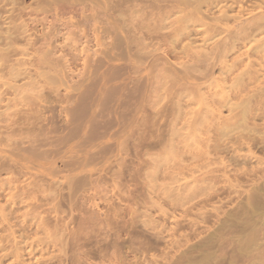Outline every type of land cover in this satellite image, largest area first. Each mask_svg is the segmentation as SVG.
Masks as SVG:
<instances>
[{
	"label": "rangeland",
	"instance_id": "1",
	"mask_svg": "<svg viewBox=\"0 0 264 264\" xmlns=\"http://www.w3.org/2000/svg\"><path fill=\"white\" fill-rule=\"evenodd\" d=\"M12 1L0 264H264V0H113L140 37L126 50L105 0Z\"/></svg>",
	"mask_w": 264,
	"mask_h": 264
},
{
	"label": "bare ground",
	"instance_id": "2",
	"mask_svg": "<svg viewBox=\"0 0 264 264\" xmlns=\"http://www.w3.org/2000/svg\"><path fill=\"white\" fill-rule=\"evenodd\" d=\"M3 2H8L7 0L5 1V0H2ZM2 1H0V2H2ZM12 1V0H11ZM11 1H9L10 3H11ZM35 1H41L44 5H51V4H55V6H58V4L59 3H62L63 2V0H35ZM69 1H73V3L74 2H76V1H80V0H67V2L68 3H70ZM133 1V0H132ZM140 1H145V0H140ZM163 1V0H162ZM177 1H179V0H177ZM185 1H187V0H185ZM212 1V0H211ZM15 2V1H14ZM13 1H12V3H13V5H15V3H14ZM94 2V1H93ZM96 2H97V0H96ZM113 0H105V1H103V6H102V9H103V11L105 12V14H106V19H105V21L104 22H106V24H108V27H106L105 29L106 30H110L112 33H113V38H112V42H111V45H112V48L113 47H117V46H122V45H125V47H124V50H126L127 49V46H129L130 44H132V42H135V41H140V37L138 36H132V31L133 30H131V28H129V26H128V24H130L131 25V22L133 21V19L131 20L130 18H126V15L124 14L123 15V13L121 14V15H119L118 17H116V16H113L112 17V13L110 12V10L111 9H113V7H115L117 4H118V2H114ZM160 2V1H159ZM188 2H190V0H188ZM10 3H6V4H10ZM12 3H11V5H12ZM19 3V2H18ZM117 3V4H116ZM121 3V2H120ZM119 3V5H121ZM185 3V2H184ZM81 4V3H80ZM201 4V3H200ZM210 4V3H209ZM10 5V6H11ZM12 5V6H13ZM139 5V4H138ZM165 5H167V4H165ZM4 6V5H3ZM21 6V5H20ZM54 6V5H53ZM131 6V5H130ZM176 6V5H175ZM74 7H75V5H74ZM117 7V6H116ZM129 7V6H128ZM132 7H135V6H131V9H127V10H129L128 12H130V10H131V12L133 13L134 11L135 12H137L136 10H137V8H136V10H135V8L133 9ZM257 7V6H256ZM21 8V7H20ZM36 8V7H35ZM34 8V9H35ZM93 8V7H92ZM118 8V7H117ZM146 8V7H145ZM13 9H15V8H13ZM12 9V7H11V10H13ZM23 9V8H22ZM25 9V8H24ZM95 9V8H94ZM98 10V9H97ZM125 11H126V9H124ZM160 10V9H159ZM139 11H141L140 9L138 10V12ZM144 11V10H143ZM199 11V10H198ZM20 12V9L18 10V8H17V13H19ZM96 12H98V11H95V12H92V14L91 15H85L84 16V19H87V18H91V19H95L96 17H97V15H96ZM100 12H101V10H100ZM134 12V13H135ZM14 13V12H13ZM111 13V14H110ZM194 13V12H193ZM101 14V13H100ZM19 15H20V13H19ZM13 16L14 15H12L11 16V18H13ZM16 16H14V18H15ZM120 17V18H119ZM191 17V16H190ZM11 18H9L10 19V21H11ZM13 18V19H14ZM98 18V17H97ZM129 19V20H128ZM34 20V19H33ZM83 20V19H82ZM104 20V19H103ZM262 21H264V20H262V19H260V22H262ZM70 24H75V23H83V22H80V21H72V20H69L68 21ZM75 22V23H74ZM253 22H255V21H253ZM25 23V22H24ZM24 23H23V25L22 26H24ZM34 23H36L35 21H34ZM7 24V23H6ZM11 24V23H10ZM26 24V23H25ZM29 24V23H28ZM69 24V25H70ZM261 24V23H260ZM35 25V24H34ZM263 25V28L262 29H264V24H262ZM121 26V27H120ZM143 25H141V27H142ZM147 26V28L149 29V27H148V25H146ZM250 27H251V25H249ZM17 27V26H16ZM31 27V26H30ZM127 27V28H126ZM140 27V26H139ZM250 27H247V28H250ZM11 28H12V30H13V27L11 26V27H9L8 26V28H6V30L5 29H3L4 30V32L3 31H1L0 30V45L1 44H3L5 47H4V49L5 50H7L6 52H3V51H1L2 49H1V47H0V57L2 56V59H3V56L4 57H7V56H5L6 54L5 53H7L8 54V52H10V53H12V49L14 48V42H16L17 41V39H19V36L20 35H18V34H24V33H26L27 32V29L26 28H24V29H22V32L21 31H19L17 34H16V32L15 31H13L14 33V35L12 34V32H11ZM18 28V30L19 29H21V27H17ZM17 28H15L16 29V31H17ZM31 28H34V26L32 25V27ZM119 28H121L122 30H123V33H120V35H119V33L117 32V29H119ZM135 28H136V26H135ZM256 28V27H255ZM0 29H1V27H0ZM137 29V28H136ZM159 29V28H158ZM243 29V28H242ZM261 28H259V30H262ZM145 30V29H144ZM155 31L157 30V28L156 29H154ZM149 31V30H148ZM244 31H245V29H244ZM251 31V30H250ZM253 31V30H252ZM134 32H135V29H134ZM138 32V31H137ZM152 32V31H151ZM254 32V31H253ZM142 33V32H141ZM140 33V34H141ZM233 33H234V31H233ZM242 33V32H241ZM240 33V34H241ZM255 33V32H254ZM22 34V35H23ZM229 34V33H228ZM248 34V33H247ZM13 35V36H12ZM21 35V36H22ZM49 35H50V32H48L46 35H44V39L46 40L47 38H49ZM153 35V34H152ZM236 35V34H235ZM249 35H251V34H249ZM25 36V35H24ZM38 36V35H37ZM150 36V35H149ZM228 36V35H227ZM239 39V38H238ZM230 40V39H229ZM236 39H234V42H232V44L233 43H236V41H235ZM14 41V42H13ZM138 41V42H139ZM13 42V43H12ZM46 42V41H45ZM145 43V42H144ZM142 44V43H141ZM140 44V45H141ZM48 45V44H47ZM139 45V44H138ZM152 45V44H151ZM236 45H237V43H236ZM50 46V45H49ZM53 46V45H52ZM12 48V49H11ZM53 48H55L54 46H53ZM53 48H51L50 50H47L45 53H43V59L44 60H47L48 61V55H49V53H50V55L52 56V54H51V52H52V50H54ZM133 48H135V47H132V49ZM3 49V50H4ZM118 49V48H117ZM10 50V51H9ZM111 49L109 48V50H108V52L110 51ZM114 50V49H113ZM142 51V50H141ZM140 51V52H141ZM151 52V51H150ZM2 53H4L3 55H1ZM54 54V53H53ZM118 55H123V53H122V51L118 54ZM134 55V54H133ZM106 57L110 60V58H112V56L110 55V54H107L106 55ZM136 57V56H135ZM57 58H60V56H58ZM57 58H56V60H57ZM1 59V58H0ZM50 59V58H49ZM99 61V60H98ZM104 61V60H103ZM125 61H126V59H125ZM1 62H5V61H1ZM48 62H51V61H48ZM57 64V63H56ZM96 64V63H95ZM98 64H101L100 62L98 63ZM180 64V63H179ZM0 65H2V64H0ZM4 66V65H3ZM63 66H65V65H63ZM148 66V65H147ZM94 67V66H93ZM186 67V66H185ZM65 68V67H64ZM189 68V67H188ZM185 69V68H184ZM190 69V68H189ZM141 70H142V68H141ZM52 71V70H51ZM105 71H106V69H105ZM104 72V71H103ZM58 74V73H57ZM112 74H114V73H111V75ZM46 77H48V76H46ZM110 77V76H109ZM118 77V76H117ZM50 78H52L51 76H50ZM56 78V77H55ZM108 78V77H107ZM111 79V78H110ZM52 80V79H51ZM53 80H55L54 78H53ZM139 80V79H138ZM134 81H137L136 79H134ZM134 81H132L133 82V84H134ZM143 81V80H142ZM82 82H84V80H82ZM95 82H97V81H95ZM115 83V82H114ZM144 83V82H143ZM82 84V83H81ZM137 84V83H136ZM87 85V84H86ZM141 85L142 84H140L139 85V87H141ZM90 86V85H89ZM134 86H136V85H134ZM92 87V86H91ZM91 87H90V90H91ZM133 87V86H132ZM88 87H86V89H87ZM94 88V87H93ZM84 89V88H83ZM264 88H262L261 90H263ZM118 90V89H117ZM128 90V89H127ZM133 90V89H132ZM131 90V91H132ZM86 91V90H85ZM2 92V91H1ZM0 92V93H1ZM93 93V91H91L90 92V94H88V96L89 95H91ZM100 93H102V92H100ZM99 94V93H98ZM97 94V96H99ZM116 94V93H115ZM260 95L261 94H263L261 91H260V93H259ZM139 95V94H138ZM1 97V96H0ZM90 97H92V96H90ZM89 97V98H90ZM100 97V96H99ZM128 98V97H127ZM81 99V98H80ZM79 100V99H78ZM83 100V99H82ZM81 100V101H82ZM104 99H102V103L104 102L103 101ZM249 100V101H248ZM247 101H244V102H242L241 104H243V106L241 105V104H238L239 106H242L241 107V110H243V114H244V111L246 110V111H248L249 110V102H250V99H248ZM100 101V100H99ZM131 101V100H130ZM84 102V101H83ZM246 102V103H245ZM78 104H80V103H77V105ZM132 104H134V103H132ZM237 105V106H238ZM232 106H236L235 104H233ZM137 107V106H136ZM247 107V108H246ZM84 108V107H83ZM123 108V107H122ZM231 109H232V107H230ZM236 108V107H235ZM127 109V108H126ZM234 109V108H233ZM248 109V110H247ZM127 111H129V110H127ZM131 111H133V110H131ZM138 111V110H137ZM245 111V112H246ZM130 112V111H129ZM242 114V115H243ZM126 115V114H125ZM142 115V114H141ZM245 115H246V113L243 115V117L245 118ZM78 116H80V114H78ZM120 116V115H119ZM130 116V115H129ZM162 116V115H161ZM75 119H74V121L75 120H77L76 118H77V114H76V116H73ZM80 117H82V121H84V119H83V116H80ZM86 117V116H85ZM153 117V116H152ZM243 118V119H244ZM22 119V118H21ZM79 119V118H78ZM94 119V118H93ZM124 119H126V116L124 117ZM128 119H129V117H128ZM246 119V118H245ZM141 120H143L142 118H141ZM19 122L21 121V120H18ZM78 121V120H77ZM144 121V120H143ZM149 121V120H148ZM12 122H13V120H12ZM23 121H21V123H22ZM81 122V121H80ZM88 122V121H87ZM15 122H13L12 123V125L14 124ZM24 123H25V121H24ZM29 123V122H28ZM143 123V122H142ZM79 124V123H78ZM81 124V123H80ZM141 124V123H140ZM144 124V123H143ZM145 125V124H144ZM144 125H142L141 124V126H144ZM10 128H11V126H9ZM27 127H29V125L27 126ZM75 127V126H74ZM91 127V126H90ZM71 128H73V126L71 127ZM239 128V127H238ZM23 130L21 131V133L23 132V133H27L28 131H29V129L30 128H28V129H26L25 128V130H24V128H22ZM90 129V128H89ZM237 129V128H236ZM11 130L13 131V130H15V127L13 126V129L11 128ZM17 130V129H16ZM74 130L75 129H73V133H74ZM34 131V130H33ZM222 131L224 132V129L222 128ZM222 131H221V134H223L224 135V133H222ZM13 132H15V131H13ZM12 132V133H13ZM68 132H69V130H68ZM78 132H79V129H78ZM32 133V132H31ZM39 133H45V132H40L39 131ZM77 133V132H76ZM88 133H89V131H88ZM87 133V134H88ZM79 134V133H78ZM28 135H30V133L28 134ZM39 135V134H38ZM89 135H91V134H89ZM92 135H94V134H92ZM76 136V135H75ZM28 137V136H27ZM37 138H39V136L37 137ZM44 140L46 139V138H43ZM85 139V138H84ZM90 139H91V137H90ZM20 140V139H19ZM18 140V141H19ZM33 140V139H32ZM41 140H42V138H41ZM43 140V141H44ZM1 141V140H0ZM3 141V140H2ZM14 141H16V139H14ZM29 141H31V137H29ZM36 141H39V140H36V138L33 140V143L32 142H30V143H32V145L35 143H38V142H36ZM43 141H42V143H38L39 145H33V146H35V147H41V146H44V143H43ZM4 142V141H3ZM26 142H27V140H26ZM45 142V141H44ZM8 144V143H7ZM20 144V143H19ZM50 144V143H49ZM5 145V144H4ZM10 145V144H9ZM31 144L29 145V146H27V147H24V148H22L21 147V149H23L24 151L26 150V151H28V153L29 152H31V149H32V146ZM47 145H48V143H47ZM17 147H19V145H17ZM11 148H13V147H11ZM14 149V148H13ZM1 150V149H0ZM5 153V152H4ZM7 153V152H6ZM32 153H34L33 151H32ZM51 153V152H50ZM9 154V156H11L10 155V153H8ZM35 156H36V154H35ZM34 156V157H35ZM20 157V156H19ZM4 158V157H3ZM21 158V157H20ZM6 160H8V159H6ZM2 161H4V163H5V159L4 160H2ZM12 163H13V161H11ZM26 162H28V161H26ZM72 162V161H71ZM1 163H3V162H1ZM3 163V165H1V166H4L5 164ZM7 163H9V162H7ZM12 166V168H16V166H14L13 167V165H11ZM29 166V165H28ZM3 168V167H2ZM1 169V168H0ZM28 170H29V168H27ZM31 169V168H30ZM3 170V169H2ZM17 170V169H16ZM1 172V171H0ZM79 180H81L80 179V177H79ZM74 181V180H73ZM82 181V180H81ZM261 187H263V186H261ZM260 187V188H261ZM255 188H256V190H258V189H260V188H258V187H256L255 186ZM250 199H252V198H250ZM251 201V200H250ZM249 201V204H251V202ZM252 205V208L254 207V205H253V203L251 204ZM25 238V237H24ZM22 241H20V243H21ZM15 246H16V243H15ZM2 248H4L3 246H1ZM16 247H18V246H16ZM20 247V246H19ZM18 247V248H19ZM21 248V247H20ZM17 250V249H16ZM20 250V249H19ZM16 253V252H15ZM20 255V254H19ZM5 255H2V256H0V259H1V257H4ZM205 256V255H204ZM203 256V257H204ZM204 258H206V257H204ZM61 264V263H60Z\"/></svg>",
	"mask_w": 264,
	"mask_h": 264
}]
</instances>
